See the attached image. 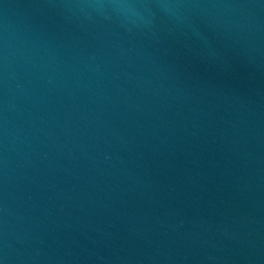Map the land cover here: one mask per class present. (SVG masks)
Instances as JSON below:
<instances>
[{"label":"water","instance_id":"95a60500","mask_svg":"<svg viewBox=\"0 0 264 264\" xmlns=\"http://www.w3.org/2000/svg\"><path fill=\"white\" fill-rule=\"evenodd\" d=\"M0 264H264V0H0Z\"/></svg>","mask_w":264,"mask_h":264}]
</instances>
